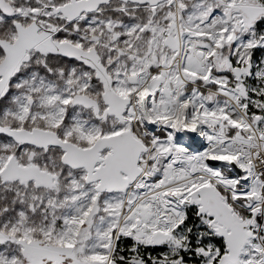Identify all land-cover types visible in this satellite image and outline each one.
<instances>
[{
	"label": "snow or ice",
	"instance_id": "6c2138e0",
	"mask_svg": "<svg viewBox=\"0 0 264 264\" xmlns=\"http://www.w3.org/2000/svg\"><path fill=\"white\" fill-rule=\"evenodd\" d=\"M0 264H264V0H0Z\"/></svg>",
	"mask_w": 264,
	"mask_h": 264
}]
</instances>
